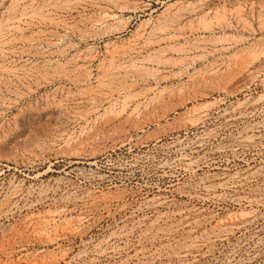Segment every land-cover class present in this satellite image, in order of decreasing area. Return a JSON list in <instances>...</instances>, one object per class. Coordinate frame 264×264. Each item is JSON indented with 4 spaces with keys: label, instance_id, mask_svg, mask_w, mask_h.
I'll use <instances>...</instances> for the list:
<instances>
[{
    "label": "rangeland",
    "instance_id": "1",
    "mask_svg": "<svg viewBox=\"0 0 264 264\" xmlns=\"http://www.w3.org/2000/svg\"><path fill=\"white\" fill-rule=\"evenodd\" d=\"M15 228L0 264H264V0H0Z\"/></svg>",
    "mask_w": 264,
    "mask_h": 264
},
{
    "label": "bare ground",
    "instance_id": "2",
    "mask_svg": "<svg viewBox=\"0 0 264 264\" xmlns=\"http://www.w3.org/2000/svg\"><path fill=\"white\" fill-rule=\"evenodd\" d=\"M181 12V11H180ZM176 14V13H175ZM177 16H180V15H177ZM183 16V15H182ZM178 18V17H177ZM181 18V17H180ZM179 19V18H178ZM173 20V19H172ZM176 20V19H175ZM166 26V25H165ZM161 27H162V25H161ZM158 29H159V26H158ZM161 30V29H160ZM163 36V35H162ZM172 36H175V35H170V32H166V34L162 37V39L161 40H166V39H168V38H170L171 39V37ZM172 38H174V37H172ZM169 40V39H168ZM168 43V42H167ZM163 90V89H162ZM160 92H161V90H160ZM161 95H163V92L161 93ZM160 97H162V96H160ZM158 100H161V99H159L158 98ZM250 139H253V137L252 136H242V140H243V142H244V140L246 141V140H250ZM188 155V154H187ZM191 163V162H190ZM166 164H168V162L166 163ZM167 166V165H166ZM191 166V165H190ZM197 169V168H196ZM196 172H197V170H195ZM195 172V173H196ZM192 173H193V171H192ZM196 175H198V174H196ZM200 184V183H199ZM220 184V183H219ZM211 185V184H210ZM205 187V186H204ZM206 188H210V186L209 185H206ZM196 189V188H195ZM208 192V191H207ZM185 193V192H184ZM189 195H190V197L192 196V194L191 193H188ZM102 198L103 199H105V200H108L109 202H114V201H123L126 197H128L129 196V194L127 193V192H119V193H117L116 195H112V194H110V193H107V194H105V193H102ZM194 196H195V194H194ZM207 198H208V196H207ZM127 203V202H126ZM106 204V203H105ZM113 204V203H112ZM116 204V203H115ZM122 204H124V203H122ZM127 205V204H126ZM125 206V205H124ZM63 209H65V208H63ZM68 209V208H67ZM80 217H82L83 218V216H80ZM45 218H47V217H45ZM50 218V217H49ZM82 218H80L79 219V222H78V224L81 222V219ZM68 220V219H67ZM83 220V219H82ZM85 220V219H84ZM50 222H53V221H51V220H46V219H44V220H41V221H39V225H34V230H42V231H45V230H48V227H49V225H50ZM28 223H29V221H28ZM73 223V222H72ZM83 223V222H82ZM28 226H29V224H28ZM65 229V228H64ZM20 229H17V228H15L14 229V232L12 233V234H8V235H6V236H4L3 237V239H4V242H5V244H7L8 245V247L7 248H3V249H1L0 250V254H7V255H11V254H13V253H16V252H18L19 250H20V247H21V245H23V243H24V234L21 232V231H19ZM84 234V232L82 231V229L79 227V226H73V227H71L69 230L67 229L66 231H64L63 230V232L62 233H55L53 236H50L49 237V242H56V241H58L59 240V238L62 236V238H63V236H71V235H83ZM86 242V241H85ZM63 252V251H62ZM57 256V255H56ZM61 256V255H60ZM63 258V257H62ZM61 258V259H62ZM57 261V260H56Z\"/></svg>",
    "mask_w": 264,
    "mask_h": 264
}]
</instances>
